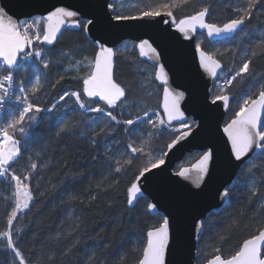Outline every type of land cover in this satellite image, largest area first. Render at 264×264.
<instances>
[{"label":"snow or ice","instance_id":"6c2138e0","mask_svg":"<svg viewBox=\"0 0 264 264\" xmlns=\"http://www.w3.org/2000/svg\"><path fill=\"white\" fill-rule=\"evenodd\" d=\"M142 3L143 0L134 2L131 7L135 11L130 14L121 12L114 3H107V11L113 13L108 18L109 23L115 22L113 26H116L161 18L160 23L170 26L184 40H191L200 30L201 38L195 43V51L199 67L213 80L209 89L210 105L219 102L227 112L233 100L227 94L228 88L238 79L247 81V91L235 98L237 108L220 129L230 146V159L238 172L232 184L218 193L222 207L193 221L189 238H195L194 248L199 254L202 251L199 245L205 236L211 238L215 232L216 238L223 241L228 230L240 227L243 212L229 211L234 195H244L245 200L241 203H251L256 198L257 208L264 207V191H261L264 189V67L259 66L264 60V40L257 47L240 49L238 61L235 55L229 57L233 64L227 72L223 71V62L218 57L232 50L215 47L221 40L234 42L248 36L246 28L258 13H264V0H245L242 5L237 0L238 6L233 8L236 15L222 25L207 21L211 5L203 0H164L148 6H141ZM184 5H191L192 14L177 18L174 13ZM45 12L21 19L11 12L8 4H0V113L3 114L0 120L3 125L0 126V185L10 193L3 197L7 202L6 227L0 231V241L11 255V264H128L129 256L133 257L132 264H188L181 258L185 240L179 226L169 215L160 216L157 204L153 202H146L143 210L145 215L151 214L155 223L127 245L114 239L115 229L113 238L101 237L99 232L95 236L89 234V225L94 223L89 213L95 208L97 214L102 215L99 211L102 198L105 206L111 207L109 194L118 192L121 181L131 174L124 203L129 211L135 210L144 198L141 180H148V173L162 169L169 153L200 127L198 121L189 122L182 108L185 92L170 85L165 65L160 62L161 53L153 42L139 38L132 50H138L139 58H142L140 65L145 67L138 65L136 71L144 74L145 82H160L163 102L162 113L150 114L144 109L142 115L133 117L130 110L134 108L139 112L142 106L129 99L132 94L129 86H122L114 78L115 52L112 47L96 39L90 46L92 54L89 55L78 43L76 47L59 46L65 32L72 34L78 30L81 35L91 32L96 27L95 17L85 18L80 9L58 4L47 7ZM205 33L213 50L202 48ZM149 67L151 72L147 71ZM71 70L76 72L73 78L81 82L79 90L63 91L47 108L39 106V97L36 102L30 99L45 84L55 88ZM50 74L58 76L55 83H51ZM141 87H147V84L142 83ZM73 101L77 107L68 110L66 105ZM61 102H65L64 105ZM54 110L64 114L49 128L51 135L39 150L24 148L28 166L18 173L14 165L24 154L17 134L30 139L31 125L37 121L34 114ZM93 113L97 115H91ZM73 114H78L80 119L73 120ZM26 121L29 122L28 129L25 128ZM142 124L150 125L156 138L167 136L163 148L154 145L152 130L140 132ZM120 131L128 143L113 148V144H122L115 136ZM108 136L113 137L111 143L107 141ZM80 140L86 141L92 149L87 165L77 163L81 158L79 154L85 151L75 143ZM65 141L73 143L64 144ZM57 144H64V147L53 162L49 151H56L53 146ZM213 159L214 152L209 148L190 167H181L173 175L191 181L199 190L205 184V178L210 179ZM50 166H54L65 180L73 177V182L61 181L65 186L60 199L62 219L57 229L37 241L39 249L34 256L26 257L19 246L26 228L21 221L30 214L34 201L45 195L41 190L42 174L45 169L51 170ZM133 168L134 172L131 171ZM34 176L38 177L35 189ZM81 177V183L76 184L75 179ZM253 223L257 225L255 230L234 250L225 255L217 245L212 249L211 258L205 256L204 264H264V218ZM99 231L103 232V228ZM85 237L103 240V243L84 248ZM33 238L36 239L35 232Z\"/></svg>","mask_w":264,"mask_h":264},{"label":"trees","instance_id":"16d2710c","mask_svg":"<svg viewBox=\"0 0 264 264\" xmlns=\"http://www.w3.org/2000/svg\"><path fill=\"white\" fill-rule=\"evenodd\" d=\"M139 0H113L112 3L118 4L120 3L123 7L120 9L121 12L125 14H130L135 11L131 5ZM159 2H164V0H143L141 6H148L149 3L155 4ZM245 0H239V4H243ZM203 3L211 5L209 15L206 18L210 23H216L222 25L227 22L230 18L236 15L233 11V8L238 6L237 0H203ZM118 7V6H117ZM259 7V6H258ZM119 8V7H118ZM124 8V9H123ZM191 5H184L181 9H178L174 15L177 18H180L184 15L192 14ZM246 31L249 32L248 36H244L242 38H238L234 42L229 41H220L219 43H215L216 48L220 49H231V52H228L223 57H218L223 62V71L227 72L228 68H230L233 64V59L229 58L235 55L236 60H239L240 57V49H249L254 48L260 45L261 41L264 40V13H258L257 18L254 19L251 24L246 28ZM201 38L200 33L197 34V40ZM77 43L79 46L88 50V54H92L91 50V42L86 38L85 35H81L78 30H74L72 34L65 32L62 39L59 41V46L61 47H76ZM134 42L125 41L120 44L115 49V68H114V78L117 79L121 85L127 84L131 89L130 100H136L141 104V111H137L136 109H131V115L134 117L136 115H142V111L144 109L149 110L150 114L155 112H161V95H162V87L155 80H151L148 82L144 81V74L137 73L136 66L145 67L144 65H140V58L137 50H132ZM127 46V50H126ZM131 46V47H130ZM130 47V48H129ZM202 48L205 50H213L209 44L206 35L204 34V43L202 44ZM260 67H264V60L260 61ZM63 67H67L64 65ZM83 69L81 70V75L83 74ZM148 72H151V68H147ZM76 75L75 70H71L68 74L65 75V79L56 85L55 88L51 87L49 84H45L40 92L36 94V96H30V99L36 102V98L39 97V106L41 108L50 107L51 104L55 103L58 99L59 94L63 91H76L81 88V82L78 79H74L73 77ZM51 83H55L58 78L55 74H50ZM142 83H146L147 87H141ZM247 81L240 82L234 81L231 87L228 88V93L233 100L230 101L229 109L226 113L225 120H228L232 112L237 108V103L235 102V98L239 97L243 92L247 91ZM151 93L149 95L148 93ZM65 102H61V105H64ZM101 104L103 102H100ZM61 105L57 107L60 108ZM67 109L70 110L72 107H77L73 102H70L66 105ZM63 112L54 110L52 113L49 112H41L39 114H34L37 116V121L35 124L31 125V138L20 137L17 134V139H20L22 146V154H24V148L27 146L31 150L33 147L36 150H39L43 143L48 141L51 133L49 132V128L58 123L59 118L63 115ZM93 116L97 115L95 113L91 114ZM127 115V113H126ZM80 117L78 114H73V120H79ZM29 122L26 121L25 128L28 129ZM136 127V126H133ZM141 133H147L152 130L150 125L142 124L139 126ZM153 131L154 136V145L158 148H163L167 143V136L163 139L156 138L155 130ZM91 136V133H89ZM117 139L122 141L121 145L113 144L112 147L115 148L117 146L124 147L128 143L127 138L124 136L123 132L115 133ZM39 137V138H38ZM113 137L108 136L107 141L111 143ZM139 139V137H137ZM73 143L72 141H65L64 144ZM77 147L85 149L82 151L80 155V159L77 163L81 165H87L89 154L92 152V149L89 147L86 141H75ZM64 144H57L53 147L56 151H52L50 149L49 154L53 158V162L62 154L60 149L64 147ZM103 149L101 148V151ZM201 153L194 152L191 155H187L184 160L175 166L174 170L177 171L182 166L191 165L194 161H196ZM39 164V160H37ZM28 166L27 154L23 155V158L19 159L15 164L17 168V172H22ZM51 170L45 169L43 172V181H41V190L45 192L43 197H38L34 201V206L31 208L30 214L23 217L21 221L22 224L26 225L25 233L20 237L19 246L23 251L26 257L34 256V253L37 249H39V243L37 242L40 239L46 238V235L54 232L62 219L61 215V206L60 199L63 194V188L65 184H62L61 181L65 180L63 175H58L56 172V168L54 166H50ZM90 167V165H89ZM93 171H95L93 169ZM131 171H135L133 168ZM38 177H33V188L35 189V181ZM81 178L75 179V183L79 184L82 181ZM132 179L131 174L127 176V178L121 181L118 192L110 193L108 199L112 200V206H105V199L102 198L100 201L99 211L102 212V215L97 214L95 208L89 213L90 217L94 220V223L89 225V234L95 236L97 232H99L101 237L113 238V230L115 229V240L122 241L123 245H127L129 241H133L135 237H137L140 233H143L147 227H149L152 223H155L151 218V214L145 215L143 210V205L148 202L146 198H143L140 202V205L136 207L135 210L129 211L127 205L124 203V192L128 182ZM73 177L69 176L65 180V183H72ZM47 184L48 187L45 188L44 185ZM52 185H55L53 187ZM264 191V189H261ZM8 190L0 185V231H3L6 227V218H5V208L7 206V202L3 199L5 195H9ZM245 200L244 195L236 194L233 196L232 200V208L229 209L230 212L240 213L243 212V219L241 220V225L239 228L230 229L226 233V239L223 241H219L215 232H213L212 237L205 236L203 241L200 242V248L202 251L197 254L196 264H204L205 256L211 258L214 254L212 249L213 247L219 245L222 249V252L226 255L229 251L234 250L239 243L245 238L248 234L255 230L257 225L253 223L254 221L261 220L264 218V207L257 208L256 206V198L253 199L251 203H241ZM161 216V215H160ZM221 229H223V224L220 225ZM103 228V232L99 230ZM33 232L36 233V239L33 238ZM211 239V243L209 244V240ZM103 243V240L96 239H87L85 237V242L83 244L84 248H90L94 246L96 243ZM3 241H0V264H11V255L3 248ZM133 257L129 256L128 264H132Z\"/></svg>","mask_w":264,"mask_h":264},{"label":"water","instance_id":"95a60500","mask_svg":"<svg viewBox=\"0 0 264 264\" xmlns=\"http://www.w3.org/2000/svg\"><path fill=\"white\" fill-rule=\"evenodd\" d=\"M112 2L113 0H0V4H8L11 12L21 19L46 14L45 9L52 4L80 9L85 18L95 17L96 27L85 35L86 38L91 43L101 39L114 52L123 42L137 43L139 38L150 39L154 47H157L161 53L160 62L168 72L170 85L185 92L182 108L186 116L189 121H198L200 127L187 140L182 141V145H177L169 153L162 169L148 173L149 179L141 180V184L144 198L156 203L159 214L169 215L179 226L185 240L181 258L188 264H196V241L194 237L189 238L193 221L207 217L214 209L222 207L218 193L232 184L238 172L230 159V146L220 131L227 112L219 102L218 105H210L209 102V89L213 86V80L199 67L195 51L200 30L191 40H184L170 26L160 23L161 18L113 26L115 22L110 24L108 19L113 13L106 9V4ZM157 83L160 85L159 81ZM162 102L163 90L161 105ZM209 148L214 152L211 176L210 179L205 178L201 189H195L191 181L173 175L175 166L187 155L194 152L202 154ZM194 192L199 194L193 195Z\"/></svg>","mask_w":264,"mask_h":264},{"label":"built area","instance_id":"2783aa9c","mask_svg":"<svg viewBox=\"0 0 264 264\" xmlns=\"http://www.w3.org/2000/svg\"><path fill=\"white\" fill-rule=\"evenodd\" d=\"M217 83H219V81H218ZM152 118L155 119V115H152ZM2 119H3V114L0 113V120H2ZM0 126H3V125L0 124ZM14 166H15V165H14ZM15 169H16V171H17V168H16V167H15Z\"/></svg>","mask_w":264,"mask_h":264},{"label":"rangeland","instance_id":"374dc122","mask_svg":"<svg viewBox=\"0 0 264 264\" xmlns=\"http://www.w3.org/2000/svg\"><path fill=\"white\" fill-rule=\"evenodd\" d=\"M117 6L119 7V9L122 8L120 3H118ZM123 9H124V8H123ZM130 47H131V46H130ZM130 47H129V48H130Z\"/></svg>","mask_w":264,"mask_h":264}]
</instances>
